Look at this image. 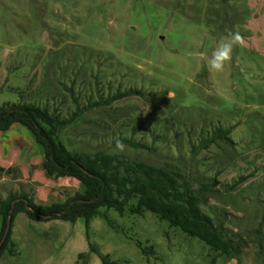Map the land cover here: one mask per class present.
Returning a JSON list of instances; mask_svg holds the SVG:
<instances>
[{
  "label": "rangeland",
  "instance_id": "obj_1",
  "mask_svg": "<svg viewBox=\"0 0 264 264\" xmlns=\"http://www.w3.org/2000/svg\"><path fill=\"white\" fill-rule=\"evenodd\" d=\"M230 32L244 43L223 73L210 72L206 61ZM18 103L60 119L77 113L59 135L71 152L173 169L193 188L214 180L220 193L201 210L247 241L239 264H264L255 233L264 236V0H0V107ZM217 128L232 143L197 149ZM117 139L143 147L124 143L121 153ZM42 162L22 126L1 133L0 167L10 174L0 173V201L25 195L48 207L83 192L74 179L48 177ZM11 240L16 254L0 264H81L84 253L101 264L88 243L121 264H238L149 212L100 208L87 228L18 214Z\"/></svg>",
  "mask_w": 264,
  "mask_h": 264
},
{
  "label": "trees",
  "instance_id": "obj_2",
  "mask_svg": "<svg viewBox=\"0 0 264 264\" xmlns=\"http://www.w3.org/2000/svg\"><path fill=\"white\" fill-rule=\"evenodd\" d=\"M135 93L131 90L118 93L101 100L97 105L110 106ZM76 117L77 113L70 118L60 119L56 112L49 111L47 107L31 103L4 104L0 107V133L8 132L13 125L22 126L41 150L44 173L54 179H74L83 187L82 193L74 194L62 204L48 207L36 206L25 195H9L0 201V257L16 254L11 229L18 214L26 215L33 222L58 220L74 224L81 219L87 228L98 215L99 209L104 208L112 209L120 216L126 212L134 216L152 213L170 228L179 229L186 236L204 243L220 257L235 260L239 264L247 241L237 234H228L218 219L210 218L201 210V206L220 193V189L216 188L217 182H201L197 188H193L188 180L173 169L130 161L105 151L93 154L71 152L59 141V135ZM229 135V129L217 128L210 138L200 142L197 149H206L216 140L231 144ZM121 141L132 147H143ZM0 173L10 174V170L0 167ZM43 216L50 218L43 219ZM261 226H264V216ZM255 233L264 239L260 228ZM261 242H258V246L263 250ZM137 246L140 247L139 244ZM88 250L98 256L101 264H121L101 254L90 243ZM140 250L144 255L153 253L151 248L146 250L140 247ZM78 260L81 264H87L88 254L78 255Z\"/></svg>",
  "mask_w": 264,
  "mask_h": 264
},
{
  "label": "clouds",
  "instance_id": "obj_3",
  "mask_svg": "<svg viewBox=\"0 0 264 264\" xmlns=\"http://www.w3.org/2000/svg\"><path fill=\"white\" fill-rule=\"evenodd\" d=\"M244 43L243 36L238 32H230L227 37L222 38L206 63L210 72L223 73L226 65L230 64L233 59V49L235 46H242ZM115 150L118 152L127 151V146L123 141L117 139L115 141Z\"/></svg>",
  "mask_w": 264,
  "mask_h": 264
},
{
  "label": "water",
  "instance_id": "obj_4",
  "mask_svg": "<svg viewBox=\"0 0 264 264\" xmlns=\"http://www.w3.org/2000/svg\"><path fill=\"white\" fill-rule=\"evenodd\" d=\"M42 218H43V219H49L50 216H43ZM7 231H8V226H7V229H6V233H7Z\"/></svg>",
  "mask_w": 264,
  "mask_h": 264
},
{
  "label": "crops",
  "instance_id": "obj_5",
  "mask_svg": "<svg viewBox=\"0 0 264 264\" xmlns=\"http://www.w3.org/2000/svg\"><path fill=\"white\" fill-rule=\"evenodd\" d=\"M7 133V132H6ZM1 134V133H0ZM5 134V133H4Z\"/></svg>",
  "mask_w": 264,
  "mask_h": 264
}]
</instances>
